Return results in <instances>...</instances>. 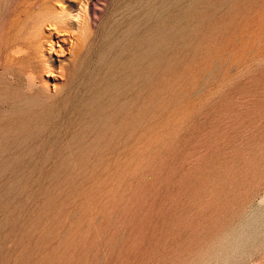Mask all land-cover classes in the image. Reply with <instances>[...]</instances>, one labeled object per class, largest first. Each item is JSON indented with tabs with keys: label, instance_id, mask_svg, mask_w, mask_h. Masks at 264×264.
Segmentation results:
<instances>
[{
	"label": "rangeland",
	"instance_id": "1",
	"mask_svg": "<svg viewBox=\"0 0 264 264\" xmlns=\"http://www.w3.org/2000/svg\"><path fill=\"white\" fill-rule=\"evenodd\" d=\"M0 264H264V0H0Z\"/></svg>",
	"mask_w": 264,
	"mask_h": 264
}]
</instances>
